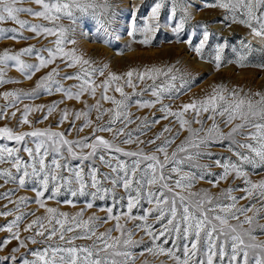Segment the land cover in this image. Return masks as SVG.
I'll use <instances>...</instances> for the list:
<instances>
[{
  "label": "snow or ice",
  "instance_id": "snow-or-ice-1",
  "mask_svg": "<svg viewBox=\"0 0 264 264\" xmlns=\"http://www.w3.org/2000/svg\"><path fill=\"white\" fill-rule=\"evenodd\" d=\"M26 2L38 5L40 10L24 7ZM164 2L158 0L151 9L153 18L159 16ZM171 6L173 17L178 11L181 14L173 29L179 34L189 19L187 0H171ZM216 6L226 10V19L230 15L233 22L249 27L264 44V0H219ZM21 14L48 23H31L21 19ZM88 16L99 25L97 37L104 38L109 34L116 12L111 0H0V25L11 22L18 26L0 27V39L54 37L49 41L52 47L37 49L30 45L18 51L5 49L0 52V85L17 82L5 78L9 67L16 68L31 79L35 72L56 64L40 77L31 90L2 93L7 102L0 105V118H7L8 115L15 117L20 111L18 125H29L32 130L18 132L7 125L0 127V140L12 142L0 143V166L8 165L0 167V181L3 182L0 188L8 184L15 186L0 192V200L14 205L11 209L4 205L0 215L18 213L12 221L0 225V230L10 233V236L0 240V248L13 238L19 242L11 254L0 258V264H136L139 258L135 251L137 248H142L140 255H166L172 264H264V240L258 239V235H264V224L260 223L264 220V178L252 181L245 167L264 169V92L244 93L242 89H228L220 84L213 86L204 97L193 98L179 109L172 110L170 105L163 103L165 94L173 98V93L178 96L190 87L187 82L178 87L172 69L165 71L153 67L142 72L130 70L125 76L109 73L97 84V75L103 76L107 66L94 67L91 61L76 55L74 49H68L67 45L75 43L69 38L74 29L59 23L67 19L71 24H77ZM145 30L152 31L148 26ZM24 31L34 36H24ZM208 40L209 33L205 31L200 45L194 49L201 58L202 48ZM142 42L147 44L150 40L146 38ZM245 48L250 50L251 45H245ZM222 51L223 45L217 48L214 58L217 68L222 64ZM258 51L261 57L256 66L264 68V48ZM44 52L47 56L42 54ZM33 55L34 63L22 59ZM57 60L65 68H77V71L65 72L61 76L63 69L56 63ZM238 63L245 66L248 55L240 54ZM160 77L163 81L157 83ZM65 80H75L76 83L65 87L62 83ZM146 80H151L152 84L141 88V94L150 91L154 99L133 101L135 89ZM127 87L133 89L131 94L125 92ZM97 89L101 90L100 97L94 104L81 100L85 95L95 99ZM110 91L119 93L120 98L109 95ZM56 93L61 94L63 99L48 105L26 104L22 110L17 108V104L25 99L33 100L41 95ZM64 99L84 104L80 110L59 109L57 127L65 121L70 126L64 131H53L51 125L36 128L35 124L47 120ZM102 102H110L113 107L104 108ZM133 103L137 108L160 104L163 116H153L151 120L147 117L134 118L128 110ZM9 108L16 111L9 114ZM34 111L43 115L36 121H30L29 113ZM93 111L96 113L95 121L91 118ZM187 113L192 114L190 119L186 118ZM169 117L179 125L175 132L166 124L152 138L141 139L151 131L153 124ZM77 120L82 121L79 126L75 123ZM206 120L211 121L207 127ZM193 123L199 127L193 128ZM221 125L229 130L225 132ZM85 128H91V132L79 136ZM73 131L77 133V138L67 139ZM180 131H187L188 136L169 152ZM97 133H108L109 138ZM157 141L160 143L157 144ZM225 141L237 160L225 159L221 163L218 159L216 165L223 171L219 174L206 173L205 169L211 166L198 161L205 156L211 158L212 153L205 151L210 145H222ZM132 144L136 145L135 149L122 147ZM150 145L154 147L146 150ZM206 175L216 177L211 181L214 187L230 175L242 179L245 187H228L216 195L204 189L193 191L196 180L204 179ZM29 188L35 193L34 198L21 196L12 199L18 189ZM118 189L123 190L122 195H118ZM237 190L244 195H233ZM62 196L63 200L60 199ZM79 198H84L85 207L71 216L46 204V201L55 200L75 206ZM109 199L111 204H96L97 200L107 202ZM241 199H247L249 203L238 205ZM29 203L44 208L46 214L35 216L34 212L23 211ZM94 207L106 211L107 216L92 214L85 219L84 212ZM125 208L127 211L123 210ZM133 209L142 214L134 215ZM29 216L35 218L26 224L23 231L31 235L21 239L20 225ZM122 218L125 224L120 223ZM149 219L154 223L149 224ZM110 220L115 221L113 227L99 232L102 224ZM129 220L143 223L127 228L125 225ZM136 230L144 231L152 247L144 246L142 238L133 239ZM114 231L119 235L113 236ZM78 240L89 243L77 244ZM27 242L43 247L27 248ZM20 247L27 248V251L16 256ZM29 255L32 259L28 258ZM143 264H148L147 260Z\"/></svg>",
  "mask_w": 264,
  "mask_h": 264
},
{
  "label": "rangeland",
  "instance_id": "rangeland-1",
  "mask_svg": "<svg viewBox=\"0 0 264 264\" xmlns=\"http://www.w3.org/2000/svg\"><path fill=\"white\" fill-rule=\"evenodd\" d=\"M114 5V10L116 12L115 18L112 20L109 26V34L104 38L97 37V29L99 25L96 20L91 16L84 17L80 23L71 24L67 19L59 21V23L70 26L74 31L69 33V38L74 39V44L67 45L68 49H74L76 55L80 56L82 59L89 60L92 62L94 67L104 68V75L100 76L99 74L96 77V82L99 84L102 82L109 73H114L117 75L125 76V74L133 70L134 72H142L146 69L161 68L165 71L172 69V74L176 75L177 81L176 84L179 85L183 82H187L190 87H187L182 94L176 95L173 93V98H168L165 94L163 103L170 105L172 110H177L184 103L190 102L193 98L199 99L204 97L207 93L212 90V87L215 85L223 84L228 89L237 88L242 89L244 93H257L264 92V68L256 66L260 63L261 52L258 51L261 48H264V44L261 43V39L252 34L251 29L246 25L233 22L231 16L229 15L227 19L225 18L226 10L216 6L219 0H187V11L189 14V19L185 24L184 30L179 34L175 33L173 29L175 28L176 23L179 22L180 12H177L175 17L172 16L171 11V0H165L164 7L161 8L159 16L156 18L152 17L151 9L155 6L158 0H111ZM24 7H32L36 10H40L39 6L34 3L26 2ZM21 19L30 21L31 23H43L47 24V21H44L40 18L29 16L27 14H21ZM159 25V27H157ZM146 26L150 27L152 31H146ZM0 27L11 28L17 27V25L8 22L0 25ZM209 33V40L202 48V56L197 55L194 51L195 47L199 46L203 40L204 32ZM131 33V34H130ZM24 36L32 37L33 33L29 31L23 32ZM179 36V38H178ZM149 39L150 43H143L145 39ZM54 37H39L33 39H0V52H3L5 49L9 51H18L30 45H34L37 49L42 47H52V44L49 41L53 40ZM223 45V51L220 53L222 64L219 68L215 64V56L217 54V48ZM245 45H251V49L245 48ZM250 53V54H249ZM47 56V52L42 53ZM240 54L248 55V63L245 66H241L238 63ZM28 63L36 62L35 56H24L22 57ZM57 64H60V61H56ZM56 64L49 65L41 69L38 72H35L31 79L23 76L16 68L9 67L6 70V79H12L17 81L15 83H5L0 85V105H4L7 101L2 96V93L5 91H29L35 87L36 82L40 77L44 76L55 67ZM60 67L63 69L60 75L63 76L65 72L73 73L77 71V68H65L63 64H60ZM182 78V79H181ZM163 81V77H160L157 80V83ZM65 87L76 83L75 80H65L62 81ZM152 84L151 80H146L144 83L140 84L136 89V95L132 96V100L143 99L151 100L154 97L151 95V92H144L141 94V88H144L146 85ZM100 89H97V95L94 99L91 96L85 95L81 97L82 101H87L88 104H94L96 99L100 97ZM125 92L132 93L133 89L130 87L125 88ZM109 95H115L117 99L120 98L119 93H114L110 91ZM11 99V98H9ZM62 98L61 94L56 93L54 95H41L33 100H23L17 104V108L23 109L24 105H48L53 101H60ZM104 108H111L113 105L110 102H102ZM84 104L82 102L76 101L74 99H64L63 103L59 104V108L49 115L48 119L42 123H36V128H45L51 125L53 131H64L70 125L68 121L59 127H57L56 122L59 118V109L68 108L80 110L83 109ZM160 104H156L151 108H137L135 103L128 109L133 113L135 117H147L149 120L153 116L160 118L163 116V113L159 110ZM16 111L14 108H9L8 113ZM43 115L42 112L34 111L29 113L28 119L30 121H36L41 118ZM191 113L186 114V118H191ZM21 112L17 111L15 117L10 115L7 118H0V127L5 125L14 128L18 132L31 131L32 128L29 125H18ZM96 113L92 112L91 118L95 121ZM107 116L104 117L107 120ZM71 119V117H70ZM171 121V124H170ZM76 125L79 126L82 121H75ZM211 121L205 122V127L209 126ZM170 125L175 132L179 125L175 123L174 118L169 117V119H161L160 123L153 124L151 126V131L147 132L145 136L141 139L152 138L156 133L160 132L164 125ZM131 127H135L132 125ZM193 128H198L199 125L193 123ZM223 128V125H221ZM227 132L228 128H223ZM91 132V128H85L83 132L79 133V136L87 135ZM102 135L105 138H109L108 133H97ZM168 135V134H165ZM188 136L187 131H180L179 137L175 140L172 148L169 149V152L172 151L185 137ZM67 139L77 138V133L73 131L71 135H67ZM238 139H243V137H238ZM0 143H9L3 140H0ZM160 141H157L159 144ZM228 142L225 141L221 144H212L205 151L212 153L211 158L207 156L201 158L198 163L204 165H210L211 167L205 169L206 173H215L219 174L223 169L216 165V160H220L221 163L225 159H231L236 161L237 157L233 152L228 150ZM122 147L128 149H135L136 145H122ZM154 146L150 145L146 150H151ZM25 156L27 159L26 154ZM77 163V162H73ZM0 167H8V165H3ZM246 171L249 173V178L252 181H259L264 178V169H255L253 170L251 166H245ZM102 171H107L105 168H101ZM185 170L188 168L185 166ZM195 170V169H193ZM216 177L213 175H206L204 179H198L195 182L193 191L200 189L208 190L213 195L219 194L222 189H227L228 187H233L236 189H242L245 187L244 181L240 178H235L234 175H230L227 180L220 181L215 187L211 181L215 180ZM0 183H3L0 181ZM15 187L12 184L5 185L4 188H0V192L5 191L7 188ZM118 195L123 194L122 189H118ZM237 197H241L244 193L240 190L234 191L232 193ZM26 196L29 198H34L35 193L29 189H18L15 196L12 198L15 200L18 197ZM61 200L64 199L62 196ZM84 198H79V201L75 206L68 205L65 203H57L55 200L46 201L48 207L57 208L60 212L68 213L70 216L79 212L81 208H84ZM104 203L111 204V199L107 202H102L97 200V205H103ZM249 203L247 199H241L238 201V205H244ZM126 204V200H125ZM7 205L8 209H11L14 205L9 204L7 200H0V209H3V206ZM147 207V205H145ZM6 210V209H5ZM23 211L34 212L35 216L45 215V209L38 207L35 203H29L26 208L22 209ZM119 210V209H117ZM127 211V209H123ZM18 213H13L8 216L0 215V225H5L6 223L12 221L15 218V215ZM95 214L98 217H106L107 212L101 210L100 207H94L92 209H87L84 212V218L87 219L88 216ZM133 214H142L138 209H133ZM251 215V213H249ZM35 216H29L27 219L20 225V238L23 239L31 235L30 232L23 231L24 227L28 222L35 218ZM121 224H125L124 219L120 220ZM143 223L139 220H129L125 225L127 228H132L134 224ZM149 224L154 223L152 219L148 220ZM260 223L264 224V220H261ZM115 224L114 220H110L106 224L98 229L99 232L105 231L107 228L113 227ZM247 227V225H245ZM156 228L159 229V225H156ZM113 236L119 235L118 232H113ZM10 236V233L7 230H0V240H3L5 237ZM143 239V245L152 247L150 238L142 230H136L135 235L133 236L134 240ZM258 239L264 240V235H258ZM18 240L11 239L6 246L0 248V258L8 256L12 253L13 249L18 247ZM77 244L89 243V241L78 240ZM165 245V247H169ZM43 245H34L30 242H27V248L36 249L42 248ZM27 248L20 247L19 250L15 253L16 256L27 251ZM142 248H137L136 254L139 257L136 260V264H143L147 260L148 264H172V261L168 259L166 255H152L147 254L140 255ZM32 259L31 255L28 257ZM11 264V262H9Z\"/></svg>",
  "mask_w": 264,
  "mask_h": 264
}]
</instances>
